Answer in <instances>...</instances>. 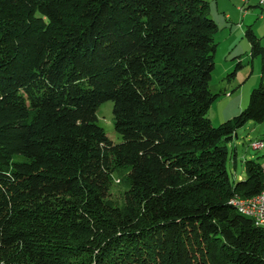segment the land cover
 Segmentation results:
<instances>
[{"label":"trees","instance_id":"16d2710c","mask_svg":"<svg viewBox=\"0 0 264 264\" xmlns=\"http://www.w3.org/2000/svg\"><path fill=\"white\" fill-rule=\"evenodd\" d=\"M218 30L204 0H0V264H264L233 204L264 162L227 169L264 121V46L249 27L260 85L215 127Z\"/></svg>","mask_w":264,"mask_h":264},{"label":"rangeland","instance_id":"374dc122","mask_svg":"<svg viewBox=\"0 0 264 264\" xmlns=\"http://www.w3.org/2000/svg\"><path fill=\"white\" fill-rule=\"evenodd\" d=\"M213 1L212 7H209V15L210 13L214 15L219 30L215 35L217 52L210 89L212 93L220 96L212 104L208 118L212 125L217 127L246 109L252 91L260 85L262 56H252L251 44L246 32L252 25L255 35L264 46V19L258 17V8H256L264 0H247V4L241 0H217L220 6L234 3L235 8L238 9L233 23L229 24L225 21L222 12L217 13L216 0ZM250 2L253 8H249ZM244 11L250 14L245 20L242 18ZM239 62L241 67L237 68ZM228 78L234 79L232 82L237 85L234 90L225 87ZM113 108L114 103L111 101L101 104L97 111L98 123L112 143L120 144L122 138L115 129ZM236 134L237 136L235 135L233 140L227 144L231 154L227 169L232 183L246 177V161L264 162V150L257 151L253 148L256 141L264 140V121L262 123L248 122ZM115 189L117 191L118 188Z\"/></svg>","mask_w":264,"mask_h":264},{"label":"crops","instance_id":"0c3cea01","mask_svg":"<svg viewBox=\"0 0 264 264\" xmlns=\"http://www.w3.org/2000/svg\"><path fill=\"white\" fill-rule=\"evenodd\" d=\"M204 1H206V2L209 3V7H210V8L212 7V6H211L212 3H214L213 0H204ZM248 1H249V0H248ZM248 1H243V0H241V2H243L244 4H247ZM219 4H220V3L217 2V0H216L217 13L220 14V12H222V14L224 15L225 21H226L228 24H229V23H233V19L235 18L236 13L238 12V9L235 8L234 3H233V4H225L224 6H220ZM253 7H254V6H253V5L251 4V2H250V3H249V8H253ZM256 8H258V17H259L260 19H264V17L261 16V15H262V12H263L262 7H261L260 5H257ZM240 12H242V11L240 10ZM249 15H250V14H248V13H246V11H244V13H243V15H242L243 20H245ZM210 16H211V18L217 23V21H216L214 15L210 13ZM250 27H251L252 30H253V26L251 25ZM241 28H242V27H241ZM253 32H254V31H253ZM254 33H255V32H254ZM239 63H240V62H239ZM240 64H241V63H240ZM233 80H234V79H233ZM233 80L228 78V79L226 80V86H225V87H228V88L234 90V89L236 88L237 85H236L234 82H232ZM228 88H227V89H228Z\"/></svg>","mask_w":264,"mask_h":264},{"label":"bare ground","instance_id":"6f19581e","mask_svg":"<svg viewBox=\"0 0 264 264\" xmlns=\"http://www.w3.org/2000/svg\"><path fill=\"white\" fill-rule=\"evenodd\" d=\"M263 186H262V191L259 195L252 197V198H240L239 200L237 199L236 201H233L234 206L238 209V211L251 218L254 223L260 227V222H259V218H256V212L254 211V209L249 208L250 206H254L257 204V200L264 198V164H263ZM234 200V199H233ZM262 228V227H261ZM264 230V228H262Z\"/></svg>","mask_w":264,"mask_h":264},{"label":"built area","instance_id":"2783aa9c","mask_svg":"<svg viewBox=\"0 0 264 264\" xmlns=\"http://www.w3.org/2000/svg\"><path fill=\"white\" fill-rule=\"evenodd\" d=\"M243 1H247V0H243ZM260 5L263 10L262 15L264 16V1H261ZM253 148L257 151L264 150V140L261 139L256 141V143L253 144ZM249 208L254 209V211L256 212V218H259L260 227L264 228V198L257 200V204L254 206H250Z\"/></svg>","mask_w":264,"mask_h":264}]
</instances>
